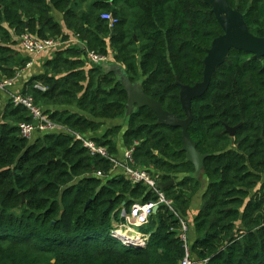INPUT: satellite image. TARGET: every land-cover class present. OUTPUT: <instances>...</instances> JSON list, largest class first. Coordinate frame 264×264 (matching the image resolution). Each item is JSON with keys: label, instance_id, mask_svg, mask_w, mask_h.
Here are the masks:
<instances>
[{"label": "trees", "instance_id": "16d2710c", "mask_svg": "<svg viewBox=\"0 0 264 264\" xmlns=\"http://www.w3.org/2000/svg\"><path fill=\"white\" fill-rule=\"evenodd\" d=\"M228 4L252 35L264 38V0ZM53 12L85 49L56 51L21 93L51 122L90 137L111 155H118L114 139L121 134L124 150L134 148L137 167L157 182L173 180L162 193L193 233L194 259L264 264V58L230 51L205 94L192 101L188 135L205 156L207 188L190 229L186 217L201 183L181 150V130L158 125L147 108L127 114V93L115 74L86 65L85 52L103 56L110 50L131 83L183 120L176 83L201 82L206 51L222 34L211 7L203 0H0L3 78L15 77L29 62L16 55L23 34L64 39ZM103 13L116 19L112 29ZM118 119H125L123 132L121 125L95 135ZM30 121L10 101L0 113V264H180V223L166 207L158 206L138 228L126 227L121 216L123 203L128 213L134 202L157 200L146 186L122 176L96 178L110 163L64 132L28 142L18 124ZM226 128L237 129L230 136ZM127 228L144 235V245L119 240L118 231Z\"/></svg>", "mask_w": 264, "mask_h": 264}, {"label": "built area", "instance_id": "2783aa9c", "mask_svg": "<svg viewBox=\"0 0 264 264\" xmlns=\"http://www.w3.org/2000/svg\"><path fill=\"white\" fill-rule=\"evenodd\" d=\"M100 17L101 20L108 24L109 29H112L117 22L116 19L109 13H103ZM19 42L22 49L30 56H36L45 51L55 53L56 51L62 50L65 46H72L76 44H78V47L82 46V49H85V45L78 40L77 36H75V42H71L62 38L40 39L29 34H23L19 38ZM85 53L86 65L88 66H96L102 62H109L112 61L113 58L112 52L103 56L98 55L93 51H86ZM26 66L28 67L29 64ZM17 77L18 73L11 79H6L0 76V92H10ZM37 88L44 91V89L39 86H37ZM8 99L13 106L25 109L31 118L30 122H22L18 124V130L23 139L31 142L38 135L64 132L70 135L74 141L79 142L84 149L98 154L110 163L111 168L108 173L104 174L101 171H96L94 173L96 178L105 180L111 176H122L133 185L142 184L146 186L147 190L156 196L157 200L155 202H134L130 206L128 213L122 208L121 216L126 221V227L138 228L146 226L150 216L152 215L153 207L164 206L178 218L180 223L179 240L182 243L184 251V256L180 264H209L208 259L197 260L191 256L189 232L185 221L178 217L177 213L173 209L172 202L167 200L162 191L157 187V178L135 165L133 147L124 150L121 156L111 155L108 153L106 148L98 146L90 137L51 122L48 115L44 113L41 107L35 104V101L30 95L22 93H9ZM128 230L132 229L127 228L124 232L126 233ZM135 239L138 240L140 245H144L146 241V237L139 233Z\"/></svg>", "mask_w": 264, "mask_h": 264}, {"label": "water", "instance_id": "95a60500", "mask_svg": "<svg viewBox=\"0 0 264 264\" xmlns=\"http://www.w3.org/2000/svg\"><path fill=\"white\" fill-rule=\"evenodd\" d=\"M203 2L211 7V13L219 24L222 34L212 41L210 48L206 51V56L202 62L203 71L201 82L192 87L176 83L179 87V102L185 116L183 120H179L172 114L164 111L156 101L148 98L143 93L141 84H138V82L131 83L120 66L113 65L111 70L105 71L114 73L118 82L126 91L127 114L132 113L135 109L147 108L155 115L158 125L179 128L181 130V150L185 153L187 161L194 166V178L196 180H199L201 177L205 156L197 152L196 144L188 135V128L193 120L191 111L192 101L205 94L216 69L225 62L230 51H243L252 54L257 59L264 58V38L256 37L248 31L242 15L236 9H232L229 6L228 0H203ZM111 35H113V32ZM79 48H82V46H79ZM106 63L107 62L99 63L95 67L100 68ZM236 129L237 128H226L225 131L232 136ZM174 184L175 182L173 180L165 183L158 182L157 187L163 191ZM21 197L23 202L22 194ZM126 206V203L122 204L123 208ZM157 210L158 206H154L152 214H155ZM117 238L127 242L130 247L138 248L140 246L137 239L126 238L125 235H118Z\"/></svg>", "mask_w": 264, "mask_h": 264}, {"label": "crops", "instance_id": "0c3cea01", "mask_svg": "<svg viewBox=\"0 0 264 264\" xmlns=\"http://www.w3.org/2000/svg\"><path fill=\"white\" fill-rule=\"evenodd\" d=\"M52 16L54 18V20L58 23V25L61 27L62 31H63V38L66 41H71V42H75V35H73L71 32H69L64 24H63V20H62V16L60 14H57L55 12L52 13ZM74 44V43H72ZM74 46H78V44L76 45H72L69 47H74ZM16 50V55H18V58L23 60L25 58L29 59V62H27L26 65L29 64V66H25L24 69H22L21 71L18 72V77L15 80L13 87L11 88L10 92H0V113L1 111L4 110L6 104L8 103L9 99H8V94L9 93H21L22 89L24 88V85L26 84V82L34 77L37 76L39 74H41V70L44 68V64L47 61H50L53 59L54 57V53L53 52H49V51H45L39 55L36 56H30L28 55L20 46V42L19 40L17 41V46L15 47ZM79 50L82 51V49L79 48ZM108 54L111 53L110 50H107ZM113 65H117L113 63L112 61L107 62L105 65L101 66L99 69L106 71V70H111ZM139 84V83H138ZM123 126L121 132L124 131V129L126 128V122L125 119H118V120H114V121H110L106 124V126L102 127L101 130L98 133H95L96 136H100L103 134V132L110 127H114V126ZM98 134V135H97ZM114 142L117 146L118 149V155L117 156H121L124 148L122 145V137L121 134H119L115 139ZM200 183H201V187L199 189V191L194 195V197L192 198L191 202H190V206H189V210H188V214L186 217L187 223L191 229L192 227V223H193V219L196 217V215L198 214L200 208H201V198L202 195L204 193V191L207 188V180L204 176H202L201 174V178H200ZM190 239H193V233L192 231H190Z\"/></svg>", "mask_w": 264, "mask_h": 264}, {"label": "bare ground", "instance_id": "6f19581e", "mask_svg": "<svg viewBox=\"0 0 264 264\" xmlns=\"http://www.w3.org/2000/svg\"><path fill=\"white\" fill-rule=\"evenodd\" d=\"M121 234V235H128L129 237H134V238H137L138 236V233L135 231V230H128L125 232H122V231H119L118 235Z\"/></svg>", "mask_w": 264, "mask_h": 264}, {"label": "rangeland", "instance_id": "374dc122", "mask_svg": "<svg viewBox=\"0 0 264 264\" xmlns=\"http://www.w3.org/2000/svg\"><path fill=\"white\" fill-rule=\"evenodd\" d=\"M66 48H69V46H65L63 49H66ZM62 49V50H63ZM25 59H28V58H25ZM44 72V68L41 70V73H43ZM1 76V75H0ZM44 108V107H43ZM45 109V108H44ZM96 135V134H95ZM98 135V134H97ZM32 142V141H31ZM201 178V177H200ZM200 178H199V180H200Z\"/></svg>", "mask_w": 264, "mask_h": 264}]
</instances>
